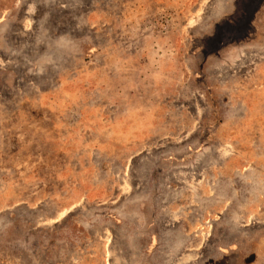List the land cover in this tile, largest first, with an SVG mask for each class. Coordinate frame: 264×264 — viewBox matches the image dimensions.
Listing matches in <instances>:
<instances>
[{"label": "rangeland", "instance_id": "374dc122", "mask_svg": "<svg viewBox=\"0 0 264 264\" xmlns=\"http://www.w3.org/2000/svg\"><path fill=\"white\" fill-rule=\"evenodd\" d=\"M0 264H264V0H0Z\"/></svg>", "mask_w": 264, "mask_h": 264}]
</instances>
